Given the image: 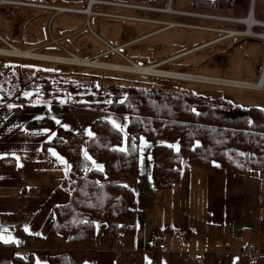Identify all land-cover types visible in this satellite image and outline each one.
<instances>
[{
    "label": "trees",
    "instance_id": "16d2710c",
    "mask_svg": "<svg viewBox=\"0 0 264 264\" xmlns=\"http://www.w3.org/2000/svg\"><path fill=\"white\" fill-rule=\"evenodd\" d=\"M22 1L42 3L49 0L20 2ZM237 1L219 0L218 10L236 12ZM82 2L85 1L76 0L72 4ZM65 33L67 32L59 36ZM83 33L96 40L88 33L86 27L73 36ZM66 38H61L59 42ZM96 41L101 49L93 54L108 49L102 42ZM209 45L211 44L207 47ZM0 48L4 46L0 44ZM58 51L61 53L38 52L68 56ZM107 55L100 56L98 60L128 65L119 56L117 57L120 61H108ZM100 72L137 76L119 71L0 55V103L45 104L51 111H57L66 105L86 109L99 106L121 113L127 118L122 150L117 148L122 141L120 130L105 118L96 117L92 120V135L89 137L55 126L49 117L34 118L25 122L24 125L28 129H53V136L42 144V148H54L70 163L62 181L68 199L51 208L48 217L50 233L65 235L69 240L76 242L97 238L111 248L115 239L120 240L123 235L133 231L134 227L129 221L135 211L134 191L122 181L116 178L108 179L107 176L114 174L116 177L125 173L131 178L136 177L140 138L152 142L151 178L153 185L159 189L168 188L177 182L183 161L200 170H207L211 162L216 161L235 173L253 169L260 176L264 175V109L257 106L240 107L224 97L183 91L173 85L154 86L133 79L125 83L118 82V79H106L104 85L98 86ZM199 75L222 78L209 74ZM144 77L156 79L152 76ZM171 80L188 84L198 83ZM91 159L100 162L101 168L94 167ZM15 166L12 157L0 158V173L13 171ZM92 253V250L69 249L50 254L42 264H86ZM212 254L205 252L200 258H196L195 254L187 251L173 250L167 252L165 259L166 264H208ZM161 261L158 249L152 251L146 261L143 260L141 251L122 250L116 264H161ZM0 264L35 263L30 257L23 260L21 255L16 254L11 243L0 241ZM219 264L247 262L241 254L233 257L229 253H222ZM259 264H264V257L260 258Z\"/></svg>",
    "mask_w": 264,
    "mask_h": 264
},
{
    "label": "crops",
    "instance_id": "0c3cea01",
    "mask_svg": "<svg viewBox=\"0 0 264 264\" xmlns=\"http://www.w3.org/2000/svg\"><path fill=\"white\" fill-rule=\"evenodd\" d=\"M59 35L53 37L59 40L63 37ZM131 40L115 44L103 40L114 47L103 51V55L126 59L121 51ZM70 109L67 105L51 111L45 104L0 103V158L12 157L16 164L13 171L0 173V241L13 244L18 255L28 250L35 264L69 249L92 250L86 264H116L112 249L97 238L76 242L49 232L51 208L68 199L62 181L70 163L54 148H42L53 136V129H28L24 124L30 119L49 117L55 126L78 132ZM123 122L124 129H119L122 141L117 146L121 150L126 117ZM88 134L81 135L89 137L92 131ZM142 139L138 144L136 177L116 175L135 195V211L129 221L134 229L120 238L122 250L141 251L148 260L162 241L168 252H212L208 264H219L222 253L238 256L247 243L264 252V175L253 169L235 173L216 161L207 170H200L183 161L177 182L159 189L151 178L152 143ZM173 232L179 236L173 237ZM160 254L161 264H166L167 253Z\"/></svg>",
    "mask_w": 264,
    "mask_h": 264
},
{
    "label": "rangeland",
    "instance_id": "374dc122",
    "mask_svg": "<svg viewBox=\"0 0 264 264\" xmlns=\"http://www.w3.org/2000/svg\"><path fill=\"white\" fill-rule=\"evenodd\" d=\"M17 1L18 0H8L6 2L10 3L0 4V37H4L3 39L7 43H13L19 47L35 48L37 50L36 52L46 51L48 53L60 54L61 52H59L58 50L62 51L63 53L64 51L70 52L69 50H71L79 54L80 56H94L95 54H93V52L99 51L101 49L99 43L96 41L98 40L97 38L95 40L93 37L85 33L78 36H73L76 32L79 31L77 29L86 20L84 15L75 14L70 11H63L57 13V11L51 9L53 7L58 6L65 8H72L76 6L80 7L81 9L85 6L86 0H84L85 2L75 5L72 3H74L76 0H49L47 2L42 3ZM130 1L136 4H144L151 6L164 5V0ZM248 5L249 0H238L235 8L236 12H225L221 10L204 11L225 16L232 15L234 17H243L245 16ZM172 8L179 10H198L193 8L191 0H173ZM93 10L105 13L126 14L173 22L198 24L211 28L219 27L229 30H243V27L241 25L225 21L202 19L199 20L171 14L146 13L130 9L113 8L101 5L94 6ZM252 11L256 19L264 21V0H254ZM54 14L55 16L52 17L49 21L50 17ZM88 27L110 44L129 40L157 29L156 25L114 20L98 16H91L88 18ZM252 30L254 32H262L264 29L257 27L253 28ZM63 32L67 33L61 35L63 36L62 38H64V36L67 38L64 40L62 39L60 42L69 50L60 44V39L56 41V38L53 37ZM88 33L90 32L88 31ZM52 38L56 42H52ZM225 38L226 37H224L222 33L175 28L155 34L144 40L131 43L128 46L126 45V47L121 51V54H123L127 60L131 59L143 65H147L148 63L158 64L160 62H163L160 66H158V68L160 67V69L164 70L170 69L176 71H187L197 73L194 75L209 74L227 79H242L246 81L258 80L264 56L263 40L260 42L259 40L255 39L256 37L248 36H234L231 38ZM6 39L10 42H8ZM0 44H2L4 48H6V45H4L1 41ZM208 44L211 45L207 47ZM62 48H65L66 50ZM112 48L114 47L112 46ZM64 54L68 55L66 53ZM6 56L22 58L19 56ZM98 58L99 57H97L96 59L98 60ZM106 60L120 61V59L115 56L106 57ZM60 64L71 65L67 63ZM99 69L108 70L103 68ZM124 73L137 74L131 72ZM99 75L100 79L98 80V86L104 85L106 79H118L120 80L118 81L120 83H125V81H128L129 79H133L154 86H162L163 84L173 85L183 91L189 90L198 92L202 95L224 97L229 102L240 107L257 106L264 109V88H262L261 90H256L242 87H232L233 85H222L221 83L214 82L206 83L202 81H193L198 83L188 84L171 80L175 78L144 74H137V76H128L112 72H100ZM144 76H152L156 79H151ZM177 80L184 79L179 78ZM185 81L191 80L185 79ZM72 109L75 110L72 111ZM72 109H70V112H72V123L75 124L78 132L83 134L84 136L89 135L88 133L91 132L89 127L90 122L96 117L105 118L112 124V126L120 130L124 129L123 121L126 116L121 113L107 110L99 106H97L95 109H86L82 107H75ZM142 140H144V142H146L147 144L152 143L151 141L145 139ZM175 146L176 145L174 143V147ZM144 149L141 150L144 151ZM91 163L94 167L101 168L100 162L91 159ZM107 178L115 179L116 177L114 174H112L108 175ZM176 239L177 238H175V240ZM143 260H146V257L144 255Z\"/></svg>",
    "mask_w": 264,
    "mask_h": 264
},
{
    "label": "built area",
    "instance_id": "2783aa9c",
    "mask_svg": "<svg viewBox=\"0 0 264 264\" xmlns=\"http://www.w3.org/2000/svg\"><path fill=\"white\" fill-rule=\"evenodd\" d=\"M172 1L173 0H164L163 6H151V5L132 3L130 0H86L84 7H87L88 3L90 2L89 8L92 10L89 15L81 12L80 8H72V13L82 14L85 16L86 19H88L91 16H98V17H105V18H110L114 20L138 22V23L157 26L156 30H152L146 34L133 38L131 40L132 43L145 39L149 36L158 34L160 32L173 29V28H184V29H191V30H198V31H211L215 33H222V35L226 38L234 37V36H245L242 34L241 35L234 34V35L228 36L225 33L226 31L225 28H219V27L211 28L208 26H203V25H198V24L173 22V21H166V20H161V19H154V18H148V17H142V16H134V15H126V14L105 13V12H98V11L93 10L94 6L101 5V6H107V7H113V8L130 9V10L146 12V13L171 14V15L194 18V19H199V20L202 19V20L225 21V22L239 24L243 27L242 29L246 28V24L241 22L242 17H231V16H225V15L209 13V12L204 11V10H214V11L218 10L219 0H191L193 4V8L198 9V10L174 9L172 8ZM253 5H254V0H249V5L245 13L246 16L248 15L250 10L252 11ZM251 15L254 18V21L250 25V29L252 30L253 28H257V27L263 29L262 22L264 21L256 19L253 14V11L251 12ZM248 37H253V36H248ZM172 235L173 237H177L179 236V233L173 232ZM111 249H112L115 259L121 256L122 248L120 247L118 239H115L113 241ZM157 249L161 253L168 252V248L164 245L162 241L157 245ZM240 254L244 256L247 264H259L260 258L264 256V252H262L259 248L255 247L252 243H247L245 246H243L239 255ZM21 256L23 260H28L30 257L29 251L26 250L23 254H21ZM195 256L196 258H200L202 254L196 253Z\"/></svg>",
    "mask_w": 264,
    "mask_h": 264
},
{
    "label": "bare ground",
    "instance_id": "6f19581e",
    "mask_svg": "<svg viewBox=\"0 0 264 264\" xmlns=\"http://www.w3.org/2000/svg\"><path fill=\"white\" fill-rule=\"evenodd\" d=\"M6 1L8 0H1L0 4L10 3ZM89 6H90V2L88 3L87 7H83L80 9L81 12L89 15L90 12L92 11L89 8ZM51 9H54L55 11H57V13L63 12V11L72 12V8H65V7H59V6L53 7ZM251 12L252 11L250 10L248 15L241 19V22L246 24L245 29L243 30L226 29L225 33L228 36L234 35V34L253 36V37L260 38L264 41V30L262 32H254L250 29V25L254 21V18L252 17ZM262 23H263L262 25L264 29V22ZM52 42H56V41H54L53 39ZM6 44H7L6 48H0V54L2 55L6 54V55H11V56H19L22 58L38 59V60L57 62V63H67L71 65H78V66H85V67L103 68V69H108V70L131 72V73L144 74V75L162 76V77H167V78H175V79L182 78L184 80L187 79L191 81H202L206 83L214 82V83H221L222 85H233L234 87H242V88H248V89L261 90L262 88H264V56H263L262 68H261V72L259 74L258 80L256 82H248V81L232 80V79H227V78H215V77H210V76H202V75H194V74H187V73H180V72H172L169 70H162L160 69V67L158 68V66H160L163 62H160L158 64L156 63V64L141 65L132 60H128L129 62L128 65H121V64L106 63V62L98 61L94 56H80V55L74 54L72 52H67V51L66 53L68 54V56L63 57V56H58V55L38 53L36 52L37 50L35 48L22 49V48L16 47L15 45L9 44L7 42ZM62 49H65V48H62Z\"/></svg>",
    "mask_w": 264,
    "mask_h": 264
},
{
    "label": "water",
    "instance_id": "95a60500",
    "mask_svg": "<svg viewBox=\"0 0 264 264\" xmlns=\"http://www.w3.org/2000/svg\"><path fill=\"white\" fill-rule=\"evenodd\" d=\"M54 15H52L49 19V21L51 20V18L53 17ZM48 21V22H49ZM83 27H86L88 29V31L90 32L91 35H93L95 38H97L99 41H101L108 49L107 50H113L107 43H105L103 40H101L100 38H98L91 30L90 28L88 27V23H87V20H85V23L83 24ZM262 40V39H261ZM0 41L4 44V45H7L6 44V41L0 37ZM57 41V40H56ZM106 50V51H107ZM64 51V50H63ZM64 53H66V51H64ZM67 54V53H66ZM263 54H264V45H263ZM103 55V52L101 53H98V54H95L94 57L97 58V57H100ZM6 56V55H4ZM126 62H128L127 59H124Z\"/></svg>",
    "mask_w": 264,
    "mask_h": 264
}]
</instances>
